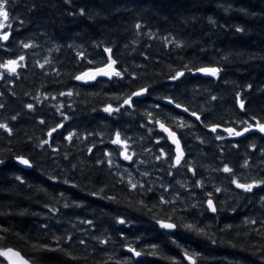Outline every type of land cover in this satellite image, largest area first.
Masks as SVG:
<instances>
[{"label":"trees","instance_id":"obj_1","mask_svg":"<svg viewBox=\"0 0 264 264\" xmlns=\"http://www.w3.org/2000/svg\"><path fill=\"white\" fill-rule=\"evenodd\" d=\"M6 10L0 64L25 59L17 74L0 68V124L11 129L0 128V251L33 264H191L185 251L196 264H264V184L232 183L264 180V136L206 129L264 123V0H8ZM105 48L124 76L78 83L107 62ZM156 121L178 134L180 165Z\"/></svg>","mask_w":264,"mask_h":264},{"label":"snow or ice","instance_id":"obj_2","mask_svg":"<svg viewBox=\"0 0 264 264\" xmlns=\"http://www.w3.org/2000/svg\"><path fill=\"white\" fill-rule=\"evenodd\" d=\"M8 3V0H0V17L3 18V21H7L9 16H8V12L6 10V5ZM5 27V24L0 22V29H3ZM137 28L140 27V25H136ZM9 32H0V41H8L9 40ZM0 47H2V45H0ZM24 48H29L32 47V45L30 44H23ZM104 51L108 54L107 60L108 62L106 63V66L104 68H97L95 70V72H84L81 73L80 75H77L74 77V79L78 80V81H92L95 80L97 78V76H107L109 78L115 76V77H120L122 78L124 76V72L120 71L119 69H117L115 67V65L117 64V61L115 59L112 58V49L111 48H105ZM81 58L83 57V53H81ZM25 59L24 56H20L19 60H9L4 64H0V68L5 69L8 73L10 74H17V68L21 67L22 65L20 64V61H23ZM45 63H47V61H45ZM41 68L44 67L43 64L40 65ZM189 71H191V69H189ZM198 72L207 74V75H211V76H216L218 77L219 73H220V69L219 68H199L197 69ZM184 72H178L175 75H173L171 78L173 80L178 79L179 77L183 76ZM3 77V73H0V78ZM148 89L147 88H141L139 91H134L132 93H130L127 98L123 99V102L121 104V107L127 105L129 107L133 106V98L134 97H140L143 96L145 93H147ZM61 95H69L71 96L72 93L68 92V93H61ZM116 99H121L120 97H116ZM213 99H215V97H213ZM170 103L175 104L174 101H169ZM240 108L243 109L244 108V101L241 100L240 104H239ZM28 108H33V105L29 104L27 105ZM62 107V106H61ZM175 107L177 108H181L182 106L179 104H175ZM104 111L109 112V113H113V112H119L120 108H113L111 104H109ZM184 111H188L187 108L184 109ZM193 116H196V118L199 120L200 117L197 115V113L193 112L191 113ZM151 115V114H149ZM14 119V118H13ZM253 120H255V117L252 118ZM43 122V121H42ZM158 127L164 132L166 133L165 137H162L164 139H171L172 143L176 145V156H175V165H180L181 161L183 159V151L180 148V141L179 139L176 137V133L171 131L170 128H168L163 122L161 121H156L155 122ZM186 125L183 122H178L177 123V127H185ZM59 127H63V125H58L56 128H53L48 135L51 136L53 132H56L57 129ZM219 125L217 126H213L212 127V131L216 132L218 129ZM0 128H4L6 129L9 133H11V129L8 128L7 124H0ZM253 128L258 129L260 132H264V123H260L259 121H256L255 124H251L249 123L246 127L243 128L242 131H237L235 128H227L224 129V131L228 132L229 135L232 136H241L246 132H249L250 130H252ZM73 135H75L74 133L69 134V136L67 137V139L69 141L72 140ZM116 138L114 140H112L111 142L113 144L116 145H122L124 147V159L125 160H132L133 159V155L128 154V145H127V141L121 139V134L119 132H117L116 134ZM220 138V137H218ZM44 143H49V141H44ZM161 152L163 153V150L161 149ZM166 156V154H164ZM108 156H111V153H108ZM17 159L19 160L20 163L26 165V166H31L29 160L24 159L22 157H17ZM0 163H2V161H0ZM108 164L111 166L112 165V160L109 159L108 160ZM245 167L247 166V162H245ZM194 171V170H193ZM222 171L232 174L233 173V169L225 166ZM145 175H147V173H145ZM232 183H234L236 185L237 188L243 189L244 191H251L254 187H257L261 184H264V180L261 181H254L253 183H248V184H244V183H240L238 179H233ZM129 184L131 186L132 189H136L137 188V184L136 183H131V180H129ZM200 186H203L202 184ZM216 191H220L219 188L216 189ZM93 195H96V193H93ZM211 196V194H209V197ZM114 199V198H112ZM208 204V208L212 211V212H216L217 208L214 205L213 201L211 199H208L207 201ZM67 206V205H65ZM91 223V222H89ZM118 223H125L124 220H119ZM160 227L164 228V229H168V230H172L175 229L177 227V225L175 223H166L164 221H160ZM252 223H255V221H252ZM182 227H186L190 230L194 229V225H182ZM0 231H6L3 229H0ZM200 233H203V229H199L197 230ZM70 239V238H69ZM101 243H107V240L101 241ZM47 247V246H44ZM153 249L156 248L155 245L152 246ZM129 251L132 252L135 256H140L142 253L140 251H137L135 248H129ZM154 254V253H153ZM0 256H4L7 257L10 264H18V261L13 259V257H20V254L18 252H14L12 249H7L5 251H0ZM185 257L191 262V264H196V260L193 258V256L188 255L187 251H185ZM19 264H28L27 261H24L22 258H20L19 260Z\"/></svg>","mask_w":264,"mask_h":264},{"label":"water","instance_id":"obj_3","mask_svg":"<svg viewBox=\"0 0 264 264\" xmlns=\"http://www.w3.org/2000/svg\"><path fill=\"white\" fill-rule=\"evenodd\" d=\"M106 55H107V57H108V54L106 53ZM112 55V54H111ZM113 58V57H112ZM108 62V61H107ZM106 66V64H104V65H102V66H99V67H94V68H89V69H87V70H85V71H83V72H81V73H84V72H95V70L97 69V68H104ZM115 67L117 68V64L115 65ZM211 68H215V67H211ZM80 73V74H81ZM80 74H78V75H80ZM200 74H202V75H205V76H211V75H207V74H204V73H201L200 72ZM112 78V77H111ZM111 78H109V77H107V76H97V78L95 79V80H97V79H111ZM95 80H92V81H87V82H85V81H78V80H76L78 83H80V84H90V83H92V82H94ZM141 97V96H140ZM134 98H138V97H134ZM169 101H172V100H170V99H163L161 102L163 103V104H167V105H169V106H172V107H174L175 109H177L180 113H182V114H186V115H189L191 118H193L194 120H197V121H199L197 118H196V116H193L191 113H193V112H191V111H184V109H185V107H181V108H177V107H175V104H173V103H170ZM166 125V124H165ZM167 126V125H166ZM213 126H217V125H213ZM213 126H209V127H207L206 129H207V131H209V132H213L211 129H212V127ZM168 128H170L169 126H167ZM244 127H246V126H244ZM244 127H242V128H240V129H236L237 131H242L243 130V128ZM159 128V127H158ZM227 128H234V127H232V126H228V127H223V126H219L218 127V129H217V131H220V132H222V133H224V134H226L227 135V138L228 139H238V138H241V137H244L245 135H247L248 133H253V132H256V133H259L260 135H262V136H264V132H260L258 129H255V128H253L252 130H250L249 132H246V133H244L243 135H241V136H232V135H229V133L228 132H226V131H224V129H227ZM171 129V128H170ZM159 130L163 133V135L164 136H166V133H164L160 128H159ZM171 131H173V132H175L174 130H172L171 129ZM176 133V132H175ZM214 133V132H213ZM176 137L179 139V137H178V134L176 133ZM168 140V142H169V144L173 147V149H174V158H175V156H176V154H177V152H176V145L175 144H173L172 143V140L171 139H167ZM179 141H180V139H179ZM180 148H181V150L183 151V154H184V156H185V152H184V150H183V147H182V144H181V141H180ZM184 156H183V158H184ZM23 158V157H22ZM24 159H26V158H24ZM183 160V159H182ZM17 161H18V163L21 165V166H23V167H25V168H28L29 166H26V165H24V164H22V163H20L19 162V160L17 159ZM182 162V161H181ZM7 249H12L14 252H18L19 254H20V257H13V259H15V260H17L18 261V264H19V260H20V258H22L24 261H27L28 262V264H33L32 262H30L26 257H24L23 255H22V253L21 252H19L18 250H16V249H14V248H10V247H8V248H5V249H3V250H1V251H5V250H7ZM127 251L128 252H130L129 251V248H127ZM142 255V254H141ZM140 255V256H141ZM140 256H137V257H140ZM1 257V260L2 261H0V264H10V262H9V260H8V258L7 257H4V256H0ZM187 259V258H186ZM188 260V259H187ZM189 261V260H188ZM190 262V261H189Z\"/></svg>","mask_w":264,"mask_h":264}]
</instances>
